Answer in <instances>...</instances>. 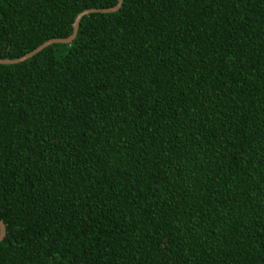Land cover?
<instances>
[{
  "label": "trees",
  "instance_id": "16d2710c",
  "mask_svg": "<svg viewBox=\"0 0 264 264\" xmlns=\"http://www.w3.org/2000/svg\"><path fill=\"white\" fill-rule=\"evenodd\" d=\"M117 0H0V59ZM0 264H264V0H121L0 63Z\"/></svg>",
  "mask_w": 264,
  "mask_h": 264
},
{
  "label": "water",
  "instance_id": "95a60500",
  "mask_svg": "<svg viewBox=\"0 0 264 264\" xmlns=\"http://www.w3.org/2000/svg\"><path fill=\"white\" fill-rule=\"evenodd\" d=\"M120 3H121V0H117V3L114 6L109 7V8H103V9L89 8V9H84V10L78 12L76 14V16L74 17V20H73V23H72V31L65 38H51V39H48L45 42H43L40 45H38L36 48H34V49L30 50L29 52L19 56L18 58H16V59H8V58L0 59V63H16V62L22 61V60L26 59L27 57L32 56L34 53H36L41 48H43L46 44L51 43V42H69L74 37L76 29H77V26H78L79 19L83 15H85V14H87L89 12H112V11H114V10H116L118 8ZM4 234H5V227H4V224L2 223V221H0V240L3 238Z\"/></svg>",
  "mask_w": 264,
  "mask_h": 264
}]
</instances>
